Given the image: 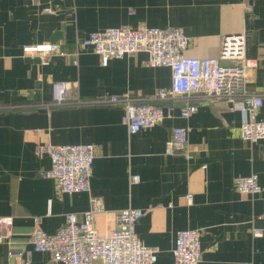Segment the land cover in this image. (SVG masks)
I'll use <instances>...</instances> for the list:
<instances>
[{
    "label": "crops",
    "instance_id": "crops-1",
    "mask_svg": "<svg viewBox=\"0 0 264 264\" xmlns=\"http://www.w3.org/2000/svg\"><path fill=\"white\" fill-rule=\"evenodd\" d=\"M168 27L184 31V55L199 59L217 58L223 36L243 33L245 55L257 61L244 90L264 95V0H0V217H13L11 239L0 243V264H58L49 252L34 251V219L52 235L67 214L82 220L92 198L104 209L93 221L100 235L115 226L119 211L143 212L134 234L157 250L154 264H173L182 230L201 232L199 264H264V139H240V103L194 97L198 109L188 118L175 109L163 123L131 136L121 107L10 109L48 103L53 82L71 83L69 96L84 100L132 97L157 104L159 89L171 86L169 68L150 67L145 53L102 67L81 43L109 28ZM40 44L56 51H22ZM258 118L264 124V98ZM174 127L188 130L192 160L165 154ZM82 144L95 148L90 192L59 193L44 177L50 168L44 148ZM251 174L262 194H238L234 179ZM130 175L139 183L130 184ZM253 229H262V236L254 237Z\"/></svg>",
    "mask_w": 264,
    "mask_h": 264
},
{
    "label": "built area",
    "instance_id": "built-area-1",
    "mask_svg": "<svg viewBox=\"0 0 264 264\" xmlns=\"http://www.w3.org/2000/svg\"><path fill=\"white\" fill-rule=\"evenodd\" d=\"M45 13H53L47 8ZM91 47L98 56L102 67L112 59L127 55L145 53L150 67H167L171 71L169 89H159L155 102L145 104L132 97H108L84 100L70 97L73 85L68 82H53L51 99L48 103L31 106L11 107L14 111H50L67 107H121L124 111L122 123L128 134L135 135L150 129L172 117L177 109L179 117L186 119L198 107L190 102L194 97L209 102L224 101L228 104L240 103L242 122L240 139L256 142L264 139V124L258 118L264 95L246 93L244 84L248 72L255 69L257 61L245 55V35L236 33L221 38L217 58H193L184 55L188 38L181 28H109L91 32L81 43ZM23 53L41 56L56 51L52 44L26 45ZM220 61L227 62L221 65ZM44 152L49 158L50 168L44 177L51 179L59 193H89L95 148L91 144L46 146ZM165 154L180 155L192 160L193 150L188 144V130L174 127L165 143ZM137 175H130V184L139 183ZM234 189L240 195L258 196L263 189L258 176L251 174L234 179ZM191 202V197H186ZM91 209L83 214V219L69 213L64 225L54 234L48 235L39 229V219H34L35 229L31 234V244L35 252H49L58 264H154L157 250L141 244L134 234L136 222L142 217L139 209H124L115 215V226L100 235L93 225L94 217L104 213L99 198L91 199ZM264 214V205H263ZM13 217H0V243L9 242L12 237ZM262 229H253L254 237L262 236ZM199 230H182L176 233L172 251L173 264H199L201 260ZM21 264H28L22 261Z\"/></svg>",
    "mask_w": 264,
    "mask_h": 264
}]
</instances>
